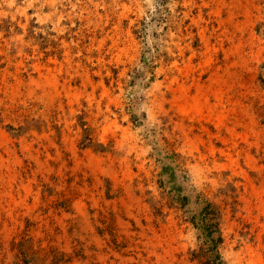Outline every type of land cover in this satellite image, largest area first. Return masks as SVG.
<instances>
[{
	"label": "rangeland",
	"instance_id": "obj_1",
	"mask_svg": "<svg viewBox=\"0 0 264 264\" xmlns=\"http://www.w3.org/2000/svg\"><path fill=\"white\" fill-rule=\"evenodd\" d=\"M207 203L264 264V0H0V264H206Z\"/></svg>",
	"mask_w": 264,
	"mask_h": 264
},
{
	"label": "trees",
	"instance_id": "obj_2",
	"mask_svg": "<svg viewBox=\"0 0 264 264\" xmlns=\"http://www.w3.org/2000/svg\"><path fill=\"white\" fill-rule=\"evenodd\" d=\"M212 207L209 203L200 211L199 216L192 221L198 228L202 245L206 246L205 251L209 254V261L206 264H219L216 245L220 243L221 238L217 229V223L214 222ZM211 216V217H210ZM194 220V219H193Z\"/></svg>",
	"mask_w": 264,
	"mask_h": 264
}]
</instances>
